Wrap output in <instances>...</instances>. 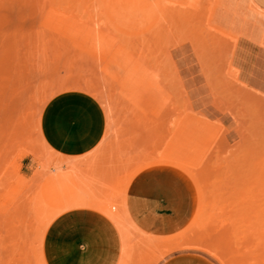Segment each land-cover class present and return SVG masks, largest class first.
<instances>
[{"label": "rangeland", "instance_id": "rangeland-1", "mask_svg": "<svg viewBox=\"0 0 264 264\" xmlns=\"http://www.w3.org/2000/svg\"><path fill=\"white\" fill-rule=\"evenodd\" d=\"M253 4L264 10L254 0H0V264H46L42 251L50 224L46 202L57 197L55 182L67 196L62 176L77 184L87 177L97 190L109 193L125 175L123 167H115L120 174L113 167L133 157L141 161L161 152L175 155L192 165L199 183L175 166L143 168L174 172L180 205L176 217L184 222L162 235L133 221L140 232L168 239L191 227L185 241H198L203 215L192 223L200 196L212 200L213 215L223 207V218L229 216L233 205L226 203L225 194L237 188L233 173L240 165L235 160L229 161L235 169L224 164L228 156L245 155L236 154L241 147L234 141L241 139V132L247 137L248 127L257 128L254 125L262 121L251 119L249 109L255 103H246L244 97L247 93L264 97V12ZM71 89L96 98L106 118L102 142L79 161L56 153L40 129L46 102ZM239 109L249 122L238 119ZM259 110L254 116L261 113L257 116L262 119L264 107ZM259 129L252 130L255 137ZM221 135L227 140L224 146ZM20 148L29 152L20 154ZM113 151L123 153L113 156ZM197 224L202 229L193 232ZM136 233H120L118 264H155L153 252L145 253L137 245L142 236ZM212 239L208 242L214 243Z\"/></svg>", "mask_w": 264, "mask_h": 264}, {"label": "crops", "instance_id": "crops-1", "mask_svg": "<svg viewBox=\"0 0 264 264\" xmlns=\"http://www.w3.org/2000/svg\"><path fill=\"white\" fill-rule=\"evenodd\" d=\"M254 1L264 7V0ZM105 127V113L99 101L78 89L55 94L41 113L40 129L46 143L61 156L77 161L100 145ZM145 169L138 172L128 185L125 196L127 215L145 231L168 235L184 222L183 218L176 217L180 205L176 204L174 194V172L165 168ZM60 183L66 194L74 195L79 191L78 184L70 181L68 176H62ZM42 251L46 264H118L122 239L118 228L106 215L91 208L75 207L50 222ZM157 264L217 263L200 252L179 251Z\"/></svg>", "mask_w": 264, "mask_h": 264}, {"label": "bare ground", "instance_id": "bare-ground-1", "mask_svg": "<svg viewBox=\"0 0 264 264\" xmlns=\"http://www.w3.org/2000/svg\"><path fill=\"white\" fill-rule=\"evenodd\" d=\"M253 5L257 9H259L260 11L264 12V10H261L255 4H253ZM245 90H246V88H245ZM238 91H239L238 93L240 94L241 91L243 92V89H240V87H239ZM244 93H247V92L245 91ZM244 97L246 98L245 99L247 101V102L245 101L246 103H249L248 101H250L251 103H253V102L255 103L254 106H253V104H251L252 109H255V107H257L258 112H259L260 111L259 108L264 107V97L261 98L258 96L260 98L259 99L258 97H254L250 93L245 94ZM247 97L249 99H247ZM248 106H250V104ZM248 108H250V107H247V109ZM251 108L249 109V113L251 114V116L254 117V118H252L250 116L251 119L253 121L255 119L254 122H257V120H259V121L262 120L261 122H258L257 124L254 125V126L258 125L259 127L262 126L260 129H259V127L256 126L259 130H257L255 133H257L259 131L262 134L261 137H264V124H262V123H264V118L261 119L262 116H259V117L257 116L259 114L262 115L261 113H258L257 115L254 116V113L255 114L257 113L254 111H256L257 109H255L253 111ZM242 112H243V109H242V111H240V109H239L238 116L240 115V117H241L243 114H240V113H242ZM249 113L244 112V114H247V118H250L248 116ZM238 116H236V117H238ZM243 116L241 118H238V119L245 120L243 118ZM256 116H257V119H256ZM251 119H250V122L252 121ZM247 120H245V121H247ZM247 122H249V121H247ZM239 124H241V123H238V126H239ZM251 125H252V123L250 124V126ZM243 127L247 128L248 126L244 125ZM243 127L241 126V128H243ZM248 128H250L251 132H252V130L255 131L257 129V128L251 129V127H248ZM244 130H246V129H244ZM238 131L240 134V129ZM248 131H249V129H248ZM245 132H247V131H245ZM251 132L250 133L248 132V133L252 137ZM259 132L257 134L260 135ZM248 133H247V137H244L245 134H243L241 132V139L240 140L236 139L234 141V142H236V144L234 145L235 147H241L239 150L235 151L236 154H238V152L239 153L241 152V155H242V152H245V155H243L242 158L240 156V158L234 159V157L230 158V156H228V158H229L228 159V158H225L224 157L225 155L223 156V154L221 156L224 158V161H226L228 159V161H226V164L223 163L225 165L224 167H229L231 164L234 163V162L231 163L234 160H235V163L238 161V163H237L238 166L240 165L239 169H237L238 168L237 167L235 170V173H233V175H235V180L238 181L237 184L240 187H238V185H237V188L234 187L235 189L231 187L232 189H234V191L231 190L232 192L228 191V193L225 194V195H227V197H226L227 199L225 198V195L223 196V198H225L224 200H226V203H227V200H229V201H231V203L228 201V204L230 206L233 205L231 207V209H229V211H228L229 216L227 218H223L226 216V215L225 216L223 215V214H225V212H224L225 210L223 207H222L223 209L222 208L220 210L218 209L219 210L218 214L213 215L212 210L214 209V205H213L214 203H211L212 200L209 201V199L206 198L207 199L206 200V199H203V197L201 199V196H200V206L198 207L197 215H196V217L192 223V224L197 223L198 219L201 220L202 215H203V221H200V222L198 221L199 224H201V222H202L203 229L199 228L198 224H197L196 228H195V225L193 226V232L196 229H198V230L202 229V234L199 237L198 241H185L187 234L191 233L190 232V230L192 229L191 227L183 230L182 232H180V233H178V234H176V235H174L168 239H160V238L158 239V238L151 237L149 235H146V234L140 232L138 230V228L133 224V222L129 219V217L127 215V212L125 209L126 188L128 187V184L130 183L131 179L136 175V173H138L140 170H142L143 168H145L147 166H151L154 164H167V165L179 167L182 170L186 171L195 180V182L197 184H199L198 179L196 177V174L192 171L193 167L190 163H188L184 159H181V158H179L175 155H172V154H168L166 152H161L158 155H155L153 157H143V158L141 157L142 159L140 157H138L141 159V161H138V159L136 160L132 156L133 159H131V157H130L131 160H129V163L127 162L126 164H123L121 162V164H123L122 166H121V164H119L120 166L115 165L113 167V166H111L112 165L111 164L110 165L111 168L112 167L115 168L116 166H117L116 168H118V167L124 168V169H122V171H124L125 175L123 177L122 183L119 184L118 186L116 185V187H115V188L118 187L116 189L117 193H115L116 191L114 190V188L109 193H106L108 189L103 191L104 193L98 189L99 191L102 192V193H100L96 187L92 186L93 182L91 183L89 181V179H86L87 178L86 177L85 179H83L81 181V184H78L77 189L79 191L77 194H74V195L65 194L67 196H64L62 191H61V188L56 185V182L54 180L55 192L57 194V197L54 198L53 200H48L46 202V206L48 208V213L46 214V219L50 223V221H52L58 215L60 210H62V209L64 210L68 207H74V206L87 207V208H91V209H94L96 211H99V212L103 213L104 215H106L116 225V227L119 230V233H122V235H123L124 231L135 232V233L137 232L136 234H138V233L141 234V236H142L140 239L141 242L137 245L140 247V249L142 248V250H145L144 251L145 253H146V251L153 252V254L155 256V261H154L155 264H157L158 262L163 260L169 254L179 252V251H195V252L203 253L206 256H208L209 258H211L213 261H215L217 264H264V139H261V137L259 135H258V137H255L254 132H252L253 136L255 138L252 137L250 140L249 139L250 137H248L249 136ZM222 136L223 135H221V139H222L223 143H221V144L224 146L227 140L225 141L223 139L224 137H222ZM225 137H226V135H225ZM239 138H240V135H239ZM222 145H220V147ZM222 147H221V149L223 150L224 147L223 148ZM143 150H141V151L143 152ZM231 150H232V148H231ZM28 152L29 151L25 148H20L18 150V153H20V154H27ZM111 152H112V150H111ZM115 152H116V155H117V153L118 154L123 153V151H122V153L118 152V151H115ZM139 152H140V150H139ZM146 152H148V151H146ZM230 152L233 153L234 151H230ZM232 153H231V156L236 155V154H234V153L232 154ZM108 154H109V152H108ZM148 154H149V152H148ZM114 155L115 154L113 151V156ZM141 155H142V153H141ZM145 155H147V154H145ZM121 156H120V158H121ZM236 156H235V158H236ZM110 157H112V156H110ZM110 157L108 156V158H110ZM112 158H114V160H115V157H112ZM223 158H220V159L223 161ZM220 159H219V161H220ZM111 160H109V161H111ZM115 161H117V160H115ZM120 161H122V160L119 159V162ZM127 161H128V159H127ZM229 161H231V162L229 163ZM111 163H112V161H111ZM219 165H221V164H219ZM75 166H76V168L77 167L80 168L79 165H75ZM86 166H87V164H86ZM234 166H236V165L234 164ZM229 168H227V170ZM233 168L235 169V167H233ZM119 169H116V171H119V174H120L122 171H120ZM232 169L229 172H233L234 170L232 171ZM75 170H77V169H75ZM222 170H221V172H222ZM80 171H81V168H80ZM82 171H84L83 167H82ZM112 171H113V169H112ZM116 171L114 170L113 172L115 173ZM113 172H111V173H113ZM223 172H225V168H224ZM84 173H86V172H84ZM116 174H118V173H116ZM93 177H94V175H93ZM233 177L234 176H232V178ZM226 184H228L227 181H226ZM232 184H235V181H233ZM232 184H230V185H232ZM110 186H111V184H110ZM222 186L223 187H221V186L220 187L222 189H224L225 184ZM235 186H236V184H235ZM226 187H225V189H226ZM225 189H224V191H225ZM228 189H230V186H229V188H227V190ZM203 193H206V192H203ZM220 193H223V192H220ZM230 193H231V196L229 197L228 194L230 195ZM221 196H222V194L219 196L220 198L218 196H216V197L221 199L222 198ZM234 197H236L235 200H234ZM223 198L221 199L222 202L224 201ZM229 198H231L232 200H230ZM223 203H225V202H223ZM229 205H227V207ZM193 234H191V235H193ZM215 235H217V236L220 235L221 237H219V238L223 237L222 238L223 241L221 239H215V238H217ZM212 237H214V238L212 239ZM225 237L227 238V240ZM209 239L214 240V243H213V241H210V243H209L208 242ZM220 240L223 243V245L226 246V248H228L227 250H229V251L227 253H223L224 251L226 252V250H225L226 248L224 247L223 249H221L223 247V245H220V244H222V243H220ZM224 240H225V242H224ZM215 242H216V244H215ZM215 245L220 246V247L222 246L219 249L222 252H220L218 250V248L215 247ZM128 247L130 249L132 246L130 245ZM219 254H221V257H223V258H226L228 256V258H230V260L227 258L228 260L225 259L224 261H222V258L219 256ZM226 254H229V255H226ZM230 254H231V256H230ZM223 255H226V256L224 257Z\"/></svg>", "mask_w": 264, "mask_h": 264}]
</instances>
